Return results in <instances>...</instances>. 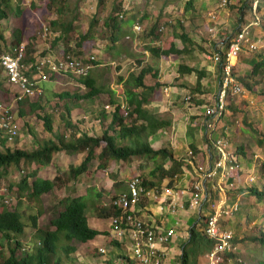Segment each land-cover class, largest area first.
<instances>
[{"label":"rangeland","instance_id":"rangeland-1","mask_svg":"<svg viewBox=\"0 0 264 264\" xmlns=\"http://www.w3.org/2000/svg\"><path fill=\"white\" fill-rule=\"evenodd\" d=\"M12 1L14 6L18 4L16 0ZM67 1L71 6L77 5L79 8V18L75 22L79 31L88 29L93 16L99 21L94 27L96 30L93 34L94 37L84 45L83 58L94 56L98 64L92 69V72L97 75L101 85H104L105 91L92 98H85L83 94L88 91V88L80 84L77 77L61 75L57 78L54 76L38 84L34 94L28 98L29 101L23 104L25 115L21 116L19 102L15 101L14 87H11L7 82L4 83L0 88V104L5 108L8 107L13 113V125L17 130L15 137L12 139L7 137L5 145L12 149L17 147L32 149L37 146L38 142L53 138L52 132L44 127L42 119L44 115L52 117L54 131H64V119L66 118L80 126L82 131L101 135L103 129L109 125L115 107V103L111 102V93L108 92V89L115 92V98L121 103L124 96V83L121 82L120 77H127L133 70L139 72L143 65L151 64L155 68H159L162 85L156 90L157 97L150 107L164 117L173 119L171 127L162 129L152 136V145L156 147L168 145L172 152L179 157L186 156L193 141L195 145L203 144L206 148L209 142L200 129L201 119L206 106L214 102L215 94L219 88L218 78H212L211 74L203 78L207 89L202 91L205 95L201 96L202 93L193 94L190 91L196 85V74L175 77L177 68L180 63H189L196 68L207 69L213 63L209 56H212L217 39L212 36L209 28L214 27L218 33L216 36L220 37L235 32L240 22L248 23L253 20L254 16L249 10L240 20L238 7L247 0H231L225 6L219 5L221 0H193L189 9L186 8L188 0H170L169 3H165L166 0H103L102 4L99 3V0ZM120 1L126 9L139 14L138 17L146 15L147 18L141 25L144 32L136 37L126 36L116 45V48L110 49L109 43L103 40L97 32L101 30L103 20L111 10L113 3ZM19 3L23 10L22 14L10 12L7 18L0 20V33L5 37L7 48L14 45V29L21 26L24 31L22 42L31 45L28 57H33L36 61L48 55L62 56L65 49L63 41L56 40L58 34L53 32L50 27V21L56 18V14L45 10L43 0H21ZM261 4L263 6L260 9V15L264 21L263 0H261ZM212 15H215V18H212ZM155 23L157 27L161 28L159 31L163 37L170 35L174 30L178 33L182 30L188 33L195 43L193 56L171 55L166 59L153 58L145 47L150 42L146 33ZM253 33L257 39H260L258 48L255 50L245 48L233 69L235 76L242 81L243 91L231 95L230 107H226L224 115L212 133L214 137L226 136L234 154L238 145L243 146V154L238 156L239 169L242 172L236 180L241 190L235 189L231 192L232 194L230 193V199L233 202L238 201L240 209L234 213L228 223L238 239L236 255L239 260L241 259L240 261L250 264H254L255 259H264V246L251 239L253 236L259 235L260 231L264 232V194L262 192L257 197L246 191L252 186H258L260 190L264 188V74L261 73L256 77L250 74L253 61L264 57V28L262 26L255 27ZM76 34L73 35L76 36ZM166 41L169 42L168 39ZM74 43L73 40L70 46L73 47ZM176 43L180 47L182 46L180 40H177ZM70 54L76 57L74 54ZM216 66L218 67V65ZM216 70L219 74L218 68ZM2 77H4V73ZM163 78L164 80H162ZM146 81L151 84L155 83V79L150 75L146 77ZM246 81L254 85L252 91L246 88L244 84ZM66 91L71 95L61 97L60 94ZM75 95H80L81 98L77 99ZM188 96L190 99H187ZM30 101L38 104L36 111L30 110ZM186 127L187 129L194 128L191 135L188 132L185 135ZM83 156V153L58 152L54 155L53 162L39 171V175L42 177L53 179L55 175H58L60 178L56 181L57 187L42 195L40 205L30 202L26 198H21V202L18 203L19 196L16 187L9 189L10 183H16L22 174H25L26 167H24V171L15 167L8 168L5 172L0 170L2 173L0 191L4 192V201L10 208H18L22 212L23 222L27 224L24 233L20 235L23 247L18 253L24 255L26 252L33 251L38 245L39 236L32 226L31 215L36 214L41 208L42 213L38 218V224L43 229L49 228L50 220L57 216L61 208L59 205L61 198L68 195L84 194L88 197L86 215L89 223L92 227L100 230L102 234L87 243L73 240L71 245L76 247V250L71 252L69 257H65L66 253L61 252L62 264H128L126 259L120 257L121 255L137 261L134 252L115 239L111 226L112 216L106 215L103 208L107 210L112 207V197L117 192L114 181L110 178L112 173H117L119 179L125 182L124 189L126 183L128 184L133 176H147L149 169H142L139 163L144 164V162L133 159L131 161H113L108 170L104 171L98 170V162L93 160L90 164L92 171L91 174H88L89 176L83 173L77 179L71 180L68 174L69 166L80 163ZM88 187H91L89 192H87ZM95 191L100 192L101 196H95ZM144 203L148 207L152 206L149 199H145ZM188 211L180 210V214L183 212L182 217L173 215L170 226L178 231L182 227V223L187 221L185 225L190 226L195 222L196 212ZM145 212L148 214L151 210L148 209ZM247 215L250 217L249 220L246 219ZM189 216L192 217L191 220L188 218ZM176 220H179L180 226L175 224ZM238 222H240L239 226H237ZM183 231L185 235L188 234L186 229ZM187 237L186 235L185 239ZM181 245L182 242L174 249L169 250L168 257H173V259L168 261V264L180 263ZM102 247L106 250L104 253L100 251ZM206 259H202L203 264H207ZM230 264L235 263L231 261Z\"/></svg>","mask_w":264,"mask_h":264},{"label":"trees","instance_id":"trees-1","mask_svg":"<svg viewBox=\"0 0 264 264\" xmlns=\"http://www.w3.org/2000/svg\"><path fill=\"white\" fill-rule=\"evenodd\" d=\"M20 1L16 0L18 4L14 6L12 0H0V20L7 18L10 12L17 13L18 15L22 14L23 10L20 6ZM169 1L166 0L165 3H169ZM102 2L103 0H99L100 4ZM192 4L193 0H188L186 8L189 9ZM43 6L46 11L56 14V18L50 21V27L53 32L58 34L56 40L63 41L65 46L62 56L58 58L63 59L72 53L76 56L75 58L90 60L93 64L87 74L75 76L80 84L88 88L83 97L92 98L104 92V85H101L97 75L92 72V69L98 62L94 58L92 59V56L83 58L84 45L94 37L93 34L96 32L94 27L99 23L98 19L93 16L89 22L88 29L86 31H79L75 23L79 18V8L77 5L71 6L67 0H43ZM262 6L261 0H259L257 5L259 15ZM238 9L240 11V20H242L248 10L253 14L252 0L244 1ZM138 15L130 9H126L122 1L115 2L104 18L101 30L97 33L102 36L103 40L109 43L110 49H114L126 36L136 37L144 32L141 25L147 16L138 17ZM253 16L255 15L253 14ZM136 25L141 26L140 31L136 30ZM259 26L264 28V21ZM159 29L161 31V28L157 27L155 23L146 33L150 42L146 45L145 49L150 52L153 58L166 59L171 55L193 56V46H195V43L188 33L183 30L178 33L174 30L170 35L163 37ZM74 33H77L76 36L73 35ZM23 34L24 31L21 26L14 29V44H19L23 41ZM167 39L169 42L166 41ZM73 40L75 43L72 47L70 44ZM177 40L181 41V47L176 43ZM30 50V43H26V54L23 62L31 66L26 72L28 75L33 76L36 73L33 67L35 59L28 57V51ZM7 51H9V48H7L5 37L0 33V54ZM3 73L4 70L0 66V88L4 83L7 82L8 84V78L5 73L4 77H2ZM178 73L179 77L195 73L196 85L190 91L193 94L202 92V79L206 75L204 69L180 63L178 65ZM261 73L264 74V57L253 61L250 74L256 77ZM68 75L73 74L68 73ZM148 75L155 79L154 84L146 81ZM159 75V68H155L149 64L143 65L139 72L133 70L127 77L123 78L121 76L120 80L124 83V96L121 103L115 98V92L112 89H108V92L111 93V102L115 103V107L111 115V121L103 129L101 135L89 134L86 131H82L80 126L66 118L64 119V131H54L53 119L50 115H44L42 119L45 129L52 132L53 138L38 142L37 146L32 149L20 147L12 149L5 145L7 137L0 134V170L5 172L8 168L15 167L24 171V167L27 168L25 174H22L16 183L9 184V189H12L14 186L17 189L19 196L18 203L21 202V198H26L28 201L40 205L42 195L57 187L56 181L60 179L58 175H55L53 179L45 178L39 175V171L45 166L50 165L53 162L54 155L58 152L69 154L83 153L84 155L80 163L69 166L68 174L71 180L77 179L83 173L89 176L88 174H91L92 171L90 164L93 160H97L98 170L107 171L110 163L113 161H131L137 159L144 162V164L139 163L142 169H149L147 176L140 175L144 180L145 187L161 189L164 186H173L175 184V175L179 176L183 174L184 158L175 156L168 145L156 147L151 143L153 135L162 129L171 127L173 124V119L164 117L150 107L157 97L156 90L162 85ZM54 76L56 77L58 74H54ZM237 80L242 85L241 79L237 78ZM244 84L248 90H253L254 85L250 82L246 81ZM70 95L68 91L60 94L61 97H68ZM75 96L77 99L81 98L80 95ZM231 100L230 94L227 98V108L230 107ZM27 101H29L27 97L19 101V113L21 116L25 115L22 106ZM29 105L31 107L30 110H37V103L30 101ZM123 105L124 108L122 107ZM193 129L192 127L188 128V132L192 133ZM206 138L209 142L208 145L213 147L208 137ZM191 148L195 153L199 152L194 142L191 143ZM235 154H237V157L239 154H243L242 145L237 146ZM29 168L31 169L29 170ZM241 172L240 169L236 170L235 176L238 178ZM1 176L2 173H0V178ZM110 178L114 181V186L117 190L112 197L114 198L119 192L127 189V183L123 189L125 182L119 179L117 173H112ZM88 188L87 192L90 191L91 187ZM235 189L241 190L237 182L233 190ZM246 191L255 194L257 197L262 192L264 194V188L260 190L258 186L249 187ZM94 194L97 197L101 196V193L98 191H95ZM4 200V192L0 191V264H62L61 259L63 256L61 252L66 253L65 257H69V254L76 250V247L71 245L73 240L76 239L82 243H87L102 234L100 230L92 227L89 223L86 215V209L88 208L87 195H68L59 201L61 208L57 216L50 220V227L52 228L43 229L38 224V218L42 213L41 208L38 209L36 214L30 216L32 226L36 229L39 236V242L33 251L21 255L18 253L23 247L20 235L24 233L27 224L22 220V212L18 208H10ZM103 210L106 215L110 216L121 214V210L113 205L110 209L106 210V208H103ZM249 218V215H247L246 219L249 220ZM228 221L229 219L226 221V224L230 226ZM238 224L240 222L237 223V226H239ZM203 226L204 223L198 225L197 222L189 227V235L181 245L179 264H203L202 259H206L208 252L214 247L216 241L207 236L202 229ZM251 239L258 241L264 246L263 231H260L259 235H255ZM237 243L238 239L235 236L233 239L234 250L225 251L223 260L219 264H230L231 261L235 264H250L240 261L241 259L239 260L235 251ZM117 244L120 245L119 243ZM120 257L126 259L128 264H142L125 255H121ZM254 264H264V259H255Z\"/></svg>","mask_w":264,"mask_h":264},{"label":"built area","instance_id":"built-area-1","mask_svg":"<svg viewBox=\"0 0 264 264\" xmlns=\"http://www.w3.org/2000/svg\"><path fill=\"white\" fill-rule=\"evenodd\" d=\"M230 1L221 0L219 5L225 6ZM258 3L259 0H252L253 20L239 23L234 34L218 37L217 30L209 28L212 36L217 37L212 56L209 57L218 65L220 80L214 102L206 106L201 127L213 147L208 145V150L202 155L190 148L184 157L185 176L175 175L173 186L147 188L143 178L136 175L128 181L126 190L112 198V205L121 210V214L113 215L111 219L115 239L132 250L137 261L142 264H165L169 255L168 245L175 235L174 227L166 225V218L168 215H180V210H194L197 214L195 223H204L202 229L216 241L207 254L209 264H219L224 252L235 248V234L226 221L240 208L238 201L230 199V193L236 187L235 172L240 168V161L231 150L229 139L224 135L213 138L212 133L225 113L228 96L243 91L233 70L237 59L245 48L255 50L259 46L260 39L253 33V28L262 22L257 12ZM135 28L141 30L140 25ZM25 54V42L14 44L9 51L0 54V66L8 78V84L14 87L17 103L25 97H31L38 84L51 79L54 74L72 73L78 77L87 74L93 66L90 60L77 59L71 55L63 59L48 55L35 61L33 67L36 73L30 76L26 71L31 66L23 62ZM12 114L8 107L0 104V133L9 139L17 134ZM186 177L188 180L183 181ZM145 199H149L151 207L143 204ZM148 209L151 210L148 214H139ZM159 214L163 217L158 222L155 215ZM175 224L179 225V220ZM100 251L104 253L106 250L102 247Z\"/></svg>","mask_w":264,"mask_h":264},{"label":"crops","instance_id":"crops-1","mask_svg":"<svg viewBox=\"0 0 264 264\" xmlns=\"http://www.w3.org/2000/svg\"><path fill=\"white\" fill-rule=\"evenodd\" d=\"M190 56V55H189ZM185 64H187V65H189V66H191V67H195L194 65H191V64H189V63H185ZM196 68V67H195ZM201 69H202V67H200ZM218 67L214 64V62L211 64V65H209L208 67H207V69L206 68H204V70L206 71V75L204 76V78L207 76V75H210L211 74V76H212V78L214 77L215 79H217L218 78V83H219V80H220V77H219V74H218V72H217V69ZM199 69V68H198ZM61 75H68V74H58V76H56L57 78L59 77V76H61ZM179 76V73H178V68H177V74H176V76L175 77H178ZM161 80V79H160ZM162 80H164V78L162 79ZM205 82H204V80L202 79V87H201V91H203V90H205ZM207 89V88H206ZM200 93H202L201 94V96H203V95H205V93L204 92H200ZM214 94H215V92H214ZM216 95V94H215ZM27 98H30V97H27ZM205 112V111H204ZM204 114V113H203ZM220 122V121H219ZM200 129L202 130V133H203V135H204V132H203V129H202V127H200ZM186 131H185V135H186V133L188 132V129H187V127H186V129H185ZM189 133V135H191L192 133H190V132H188ZM190 137V136H189ZM213 138H214V136H212ZM217 137V136H216ZM205 138H206V136H205ZM192 142V141H191ZM194 142V141H193ZM198 147V149H199V152H198V154L199 155H202V154H205L206 153V151L208 150V144H207V147L206 148H204V145L203 144H201V145H198L197 146ZM190 149V148H189ZM188 149V150H189ZM192 149V148H191ZM202 150V151H201ZM174 155L175 156H177V157H179L178 155H176L175 153H174ZM181 158L183 157L184 158V156H180ZM183 176H185L184 174H183ZM185 179H186V181L188 180V177H186V178H184L183 179V181H185ZM147 211V210H146ZM147 212H142V211H140L139 212V214H141V215H144V214H146ZM182 213L183 212H181V217L183 216L182 215ZM190 214H192V213H190ZM163 216L162 215H155V218L157 219V221L159 222V219L160 218H162ZM173 217L172 216H170V215H168L167 216V218H166V225L168 226V227H172V226H170V222H171V219H172ZM189 219L190 218H192L191 216H189L188 217ZM187 218V219H188ZM186 220V219H185ZM191 220V219H190ZM187 222V221H186ZM185 222V223H186ZM180 223V222H179ZM185 223L183 224L182 223V227H180L179 229H178V231L176 230V228H174V230H175V235H174V239H173V241L168 245L169 246V250L171 249L172 250V248L174 249V247H176L180 242H184L186 239H185V236L187 235H185L184 234V229H186L187 230V233L189 232L188 230H189V228H186L187 226L188 227H190L191 225H193L195 222H193V223H191L190 224V226L188 225V224H186L185 225ZM180 226V225H179ZM173 259V257H167L166 258V261H165V264H168L171 260ZM169 261V262H168ZM206 261H207V264H209V260H208V258L206 259Z\"/></svg>","mask_w":264,"mask_h":264}]
</instances>
